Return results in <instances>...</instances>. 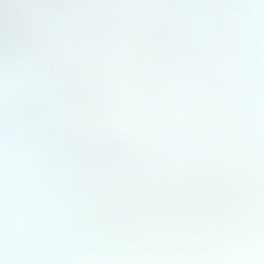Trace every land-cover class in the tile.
Masks as SVG:
<instances>
[{
  "label": "snow or ice",
  "instance_id": "snow-or-ice-1",
  "mask_svg": "<svg viewBox=\"0 0 264 264\" xmlns=\"http://www.w3.org/2000/svg\"><path fill=\"white\" fill-rule=\"evenodd\" d=\"M0 264H264V0H0Z\"/></svg>",
  "mask_w": 264,
  "mask_h": 264
}]
</instances>
